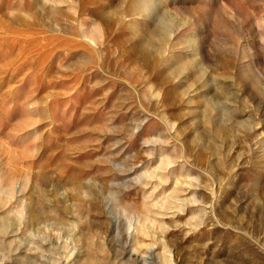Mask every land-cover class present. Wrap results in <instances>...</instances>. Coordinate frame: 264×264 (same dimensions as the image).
I'll use <instances>...</instances> for the list:
<instances>
[{
	"label": "rangeland",
	"instance_id": "374dc122",
	"mask_svg": "<svg viewBox=\"0 0 264 264\" xmlns=\"http://www.w3.org/2000/svg\"><path fill=\"white\" fill-rule=\"evenodd\" d=\"M0 264H264V0H0Z\"/></svg>",
	"mask_w": 264,
	"mask_h": 264
},
{
	"label": "bare ground",
	"instance_id": "6f19581e",
	"mask_svg": "<svg viewBox=\"0 0 264 264\" xmlns=\"http://www.w3.org/2000/svg\"><path fill=\"white\" fill-rule=\"evenodd\" d=\"M144 230V229H143ZM143 232H145V231H143ZM138 238V237H137ZM137 242V241H136ZM140 244V243H139ZM136 261V260H135Z\"/></svg>",
	"mask_w": 264,
	"mask_h": 264
}]
</instances>
